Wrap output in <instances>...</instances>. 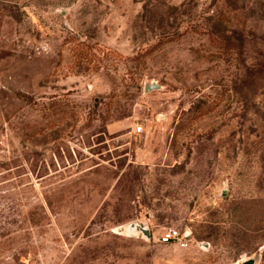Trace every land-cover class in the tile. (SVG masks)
Listing matches in <instances>:
<instances>
[{
    "label": "rangeland",
    "instance_id": "obj_1",
    "mask_svg": "<svg viewBox=\"0 0 264 264\" xmlns=\"http://www.w3.org/2000/svg\"><path fill=\"white\" fill-rule=\"evenodd\" d=\"M248 257L264 0H0V264Z\"/></svg>",
    "mask_w": 264,
    "mask_h": 264
},
{
    "label": "water",
    "instance_id": "obj_2",
    "mask_svg": "<svg viewBox=\"0 0 264 264\" xmlns=\"http://www.w3.org/2000/svg\"><path fill=\"white\" fill-rule=\"evenodd\" d=\"M161 84L158 81H150L145 83V90L148 91L153 88H160ZM143 231L147 234L150 235L149 230L147 227L142 228ZM238 264H255V258L254 257H248L243 260H241Z\"/></svg>",
    "mask_w": 264,
    "mask_h": 264
},
{
    "label": "built area",
    "instance_id": "obj_3",
    "mask_svg": "<svg viewBox=\"0 0 264 264\" xmlns=\"http://www.w3.org/2000/svg\"><path fill=\"white\" fill-rule=\"evenodd\" d=\"M142 128V125H139L138 126V130H140ZM180 232L175 229V228H169L167 231H165L163 234H162V240L164 242H171V241H175L176 239H180V240H184L185 237L182 236L180 238ZM184 243V242H183Z\"/></svg>",
    "mask_w": 264,
    "mask_h": 264
}]
</instances>
